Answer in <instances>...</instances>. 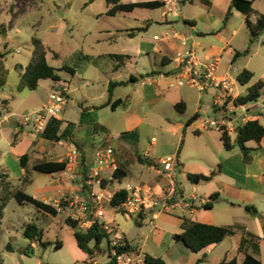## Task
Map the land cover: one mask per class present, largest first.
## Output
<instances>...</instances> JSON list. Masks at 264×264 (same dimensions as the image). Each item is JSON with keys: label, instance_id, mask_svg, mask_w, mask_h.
<instances>
[{"label": "crops", "instance_id": "1", "mask_svg": "<svg viewBox=\"0 0 264 264\" xmlns=\"http://www.w3.org/2000/svg\"><path fill=\"white\" fill-rule=\"evenodd\" d=\"M148 1L165 2L164 7L145 9L154 12L160 11L159 15L143 20L141 27L114 29L116 32L105 31L107 35L105 40L110 45L123 40L126 46L110 53L86 56L78 54L76 56L79 61H87L89 64L100 68L108 82L103 94L98 97L92 96L89 93L91 88L86 84L71 89V83L63 81L61 77L59 82L51 80L47 101L56 83H64L69 89L67 105L59 116V119L64 121L61 132L68 130L69 137L59 142L41 139L37 143L38 145L46 146V142L50 144L45 148L47 150L46 159L39 160L65 161L68 164L65 172L52 175L51 180L41 186L40 189L44 195L40 199L33 197L51 205L68 193L84 201H91V192L93 190L98 192L99 190L96 186L86 187L85 179L90 176L96 151L102 146H112L111 143L115 144L112 147L115 150L117 167L124 166L126 168L128 171L127 178L131 176L136 185L151 186L159 194L170 189L167 178L162 174V166L159 165L161 160L176 156L178 166L176 167L175 178L178 171L181 170L189 181L188 174H210L209 170L202 171L190 168L189 162L209 160L214 157L216 160L213 164H216L217 170L212 172H215V176L208 182L195 185L194 188V190L199 191L203 187L202 184H218L219 197L211 210H205L202 206L210 200L212 194L205 195L201 199H198L196 195L188 197L185 190H181L175 183L176 195L180 196L179 201L189 202L191 207L188 210L177 209V214H175L176 209L172 212L161 213L157 220L163 227L159 232L151 230L142 243H135L126 222L122 226L117 221L116 215L119 212L110 205L111 199L108 201L109 209H105V216L99 221L117 227L129 244L139 251L144 258L146 255H151L163 259L166 264L169 261L172 264H179L182 260H186L189 264H221L234 259L237 264H243L247 254L253 255L261 264H264V139L259 145L254 142L248 143V146L256 149L250 154V163L244 162V156L238 146L227 151L221 141V133L214 132L215 134L212 136V130H206V147L195 151L192 156L183 157L185 149L181 152V148L184 141L181 142L179 151L176 149L167 153L159 152L156 137L152 138L155 141L151 147L143 149V153H138L143 131L147 129L161 130L178 137L179 144L186 128H191L196 121L192 125L186 126L182 118L177 121L176 115L186 116L185 122H187L199 114L197 121L201 120L205 92H200L197 88L188 85L177 86L175 84L179 60L187 53L192 52L199 62L206 64L218 59L217 75H228L240 96L245 95L253 84L260 80L264 81V31L251 45L249 55L235 59L237 51L242 52L249 46L251 34L246 22L249 20L255 24L259 17L264 15V0H251L253 12L249 15H245L236 9L232 10L229 20L225 24L224 18L230 9L232 0H208L209 5L199 0H127L124 3ZM137 10L139 9L131 13L121 12L118 14H133ZM116 55L124 57L116 59L114 57ZM102 61H106V67L101 63ZM73 68L75 72L70 74L73 79H76L79 71L76 67ZM243 70L253 73L252 80L244 86L237 80L238 75ZM110 72L116 76L122 72L127 74H122L125 79H119L120 75L115 80H111L107 76ZM48 80H41L37 90L40 89L44 81ZM129 80L127 86H122H133L129 94L123 92L117 95L122 87L116 88L113 92L112 102L121 99L123 104L115 110L110 105H106L109 100V83L111 81ZM214 96L215 106L220 92L215 90ZM98 100H102L101 103ZM178 104H184L181 106V111L175 107ZM237 110L240 113H237ZM246 110L251 115L256 116L254 120L258 119L264 126V109L252 104L247 105ZM236 114L240 116L242 111L236 109ZM237 116H235L234 121H236ZM240 120L235 122L236 126L239 122V124L247 122ZM18 133V130H13V135H18ZM201 133L200 130L197 131L198 135ZM30 134L24 138L27 151L28 149L31 150L37 141L38 133L35 134L31 131ZM230 136L235 141L236 133H232ZM77 148L84 155L86 169L79 163ZM73 152H77V164H69V158L73 156ZM138 156L144 162L139 161ZM220 159L222 163H220ZM39 160L31 162L30 158L29 163L31 162L32 168ZM147 162H151L153 165H149ZM234 162H237V165L233 167ZM19 163L21 171L16 177L19 181L17 189H22L27 193L26 187L33 185L34 180L28 176L29 163L25 169L24 164L21 161ZM136 164L139 165V168L134 170ZM70 170L72 171V178L68 177ZM4 171L8 173L7 170ZM151 171H154L155 175ZM112 174L111 170H107L101 185L106 197L110 196L111 198L115 192L124 188L116 187V183L119 182L112 181ZM8 175L12 182L11 175L9 173ZM108 182L114 185L115 191L113 193L107 186ZM84 186L85 189H83ZM49 201H53V203ZM247 207L250 209L248 210ZM148 218L143 217L137 224L143 225L145 219ZM184 219L215 226L231 227L235 233L225 238L222 243L195 254L182 242L173 239L175 234L183 232ZM221 219L222 221H219ZM166 234L169 235L170 239L167 247L164 245ZM243 238L250 240L254 245L240 250V243ZM32 244L34 247L36 246L35 242ZM103 251L101 247L95 256ZM107 254L108 261L104 264H108L110 261L109 248ZM90 260V264H99L93 258ZM200 260H202L201 263H199ZM140 264H145V262Z\"/></svg>", "mask_w": 264, "mask_h": 264}, {"label": "rangeland", "instance_id": "2", "mask_svg": "<svg viewBox=\"0 0 264 264\" xmlns=\"http://www.w3.org/2000/svg\"><path fill=\"white\" fill-rule=\"evenodd\" d=\"M110 7L106 0H0V174L4 170L8 171L14 189H17L19 185L16 177L21 171L20 157L27 152L30 154L31 162L42 158L46 159L47 150L45 148L50 144L46 142V146L38 145L37 143L41 140L40 134L34 132L30 127L22 125L26 116L41 110L46 104L52 82L51 80L44 81L40 89L36 91L19 89L21 74L32 59L34 40L39 39L49 50L47 54L49 65L58 69L64 66L77 68L79 74L76 79H73L68 72H59L63 81L71 83V89L86 84L91 88L89 93L98 97L106 90L107 78L100 68L89 64L87 61H79L76 56L78 54L84 56L98 55L121 49L126 46V43L120 40L110 45L105 40L107 38L106 30L116 32L114 29L141 27L143 20L151 19L160 14V11L139 9L133 14H118L116 17H109L106 13ZM179 21L182 22L180 19ZM101 63L106 67V61ZM122 74L126 75L127 73L122 72L116 76L110 72L107 76L111 80H115L120 75L119 79H125ZM4 83L5 85L2 87L1 84ZM132 87L130 85L120 88L117 95L123 92L129 94ZM214 92L215 89L212 87L204 93L201 120L196 121L191 128H186L179 144L178 137L161 130L147 129L143 131L138 153H143V149L151 147L153 137H156L158 151L162 153L176 149L179 151L182 141L184 143L181 152L185 149L183 157L192 156L195 151L205 148L206 130L201 129L200 125L204 120L222 118V114L214 112ZM101 101L98 100L99 103ZM263 103L260 101L255 105L264 109ZM237 113L240 111L237 110ZM176 118L177 121L182 118L183 123L186 124V116L176 115ZM13 130H18V135H13ZM198 130L202 132L200 135L197 134ZM31 131L37 134V141L31 150L28 149L27 151L24 138L30 136ZM212 131L211 135L214 136V132L217 131ZM110 145L114 146L115 144L111 143ZM215 160L214 157H211L209 160H194L188 164L190 168L202 171L209 170L211 173L217 170L216 164H213ZM219 161L222 163L221 159ZM31 162L28 165V176L34 180V184L27 186L26 191L40 199L44 195L40 188L45 182L51 180L52 175L33 170ZM234 165H237V162L233 163V167ZM137 168H139L138 164L133 169L136 170ZM151 172L155 175L154 171ZM175 183L181 190H185L188 197L196 195L198 199L218 191L217 183L202 184L203 187L199 191L194 190L195 185L186 179L181 170L177 173ZM127 184L136 185V182L134 178L129 176L122 183H116V187H126ZM87 186L89 185L87 184ZM107 186L112 191L111 193L115 191L113 183L108 182ZM96 187L98 188V186ZM64 196L72 197L75 195L68 193ZM178 197L177 194L176 201ZM110 199L111 197L107 196L103 201L104 209H109L108 201ZM49 202L53 203V201ZM177 213L178 210L176 209L175 214ZM67 217L68 213H61L57 217L46 215L31 203L21 205L15 199H10L4 210V217L0 221L2 264H90L91 260L88 255L77 246L74 237L75 230L65 223ZM143 217L149 218L145 219L143 225L139 226L136 219L125 217L122 213L116 215L117 221L122 226L125 225V222L127 223L135 243L138 244L144 241L145 236L151 230L159 232L163 227L157 219L150 223L152 221L150 214H144ZM29 223H35L43 232L45 247L38 242H35L36 246L34 247L32 241L25 238L24 229ZM165 236L164 245L167 247L170 239L168 234ZM58 242L62 244L59 249L56 248ZM9 245L13 249L12 252L8 250ZM101 247L104 251L98 256H94L93 260L99 264H104L108 261V245L103 243ZM25 250L29 252V255H25ZM168 264H172V262L169 261ZM179 264L189 263L182 260Z\"/></svg>", "mask_w": 264, "mask_h": 264}, {"label": "trees", "instance_id": "3", "mask_svg": "<svg viewBox=\"0 0 264 264\" xmlns=\"http://www.w3.org/2000/svg\"><path fill=\"white\" fill-rule=\"evenodd\" d=\"M200 2L209 5L208 0H199ZM108 5H110L109 11L106 13L109 17H114L118 13L125 12L131 13L136 9H158L165 6L163 1H148V2H136V3H124L122 0H106ZM253 2L251 0H232L229 11L226 13L224 18V24L228 22L232 10L236 9L245 15H249L253 12ZM248 29L250 30L251 38L249 46L246 50L235 53V59L250 54V47L256 41L257 37L260 36L264 31V15H261L255 24H252L249 20L246 22ZM136 31V30H134ZM48 49L43 45L39 39L34 40V51L32 54L31 62L26 67L25 71L21 74L19 89H28L30 91H36L39 87L41 80H52L54 82H59L60 76L59 72L74 73L75 69L73 67L64 66L63 68H54L49 65L47 61ZM58 56V54H55ZM116 59H121L124 56L116 55ZM144 78V76H142ZM253 78V73L248 70H243L237 77L238 82L241 85H247ZM134 80V79H132ZM129 81H111L108 86L109 100L106 105H110L112 109L118 108L123 104V100L118 99L112 102L113 92L116 88L127 86ZM2 87L5 85L1 84ZM264 95V81L260 80L257 83L249 87L245 95H241L235 100V104L239 105H252L256 104L259 99ZM184 104L176 105V109L181 111V106ZM199 118V114H196L193 118L186 122V126L192 125ZM64 121L59 118H50L43 132L40 133V138L46 141L59 142L63 139L69 137V131L65 130L61 132V128ZM236 139L232 140V137L227 131L221 133V141L224 148L227 151L233 150L238 146L244 156V162L250 163L251 152L255 151V148L248 146V143L254 142L260 144L264 139V126L257 120H249L246 123L238 124L235 128ZM17 134H15L16 136ZM79 154V163L85 168L84 155L77 148ZM30 160L29 154H24L20 157V161L24 164V169L28 165ZM138 160L144 162L140 156ZM67 162L62 161H45L39 160L34 164L33 170L47 174L54 175L57 173L65 172L67 169ZM149 165H153L151 162H147ZM86 169V168H85ZM220 169V167H219ZM218 169V170H219ZM27 171V170H26ZM128 176V171L124 166H118L117 169L112 174V181H117L121 183ZM215 176V172L209 175L205 174H188L187 177L189 181L198 185L201 182H208ZM88 180L86 177L85 182ZM106 181V180H105ZM103 181V183L105 182ZM107 182V181H106ZM105 182V183H106ZM86 187H88L85 184ZM85 186L83 189H85ZM129 194L122 188L115 192L110 200V205L116 208L119 213L127 216L130 219H136L139 223L143 219V214L139 216H131L126 214L124 211L120 210L119 207L124 203ZM219 193H214L210 196V200L206 202L202 207L205 210H211L214 203L218 200ZM10 199H15L19 204L24 205L26 203H31L37 207L40 211L47 215L57 217L60 213L57 211L56 207L51 204L44 203L32 195L27 194L22 189H14L12 182L9 179L7 172L0 174V221L4 217V210L8 205ZM249 210L250 207H247ZM150 218L153 212L149 213ZM152 219V218H151ZM65 223L75 230L74 237L78 248L92 259L97 252L100 251L101 245L107 243L108 248L110 244V234L104 229L103 224L95 222L89 229L82 230L80 224L71 218H66ZM183 232L180 234H175L173 239L177 242H182L192 253L198 254L205 249L214 247L224 241L225 238L234 235L235 231L231 227H221L205 223H200L196 221H191L184 219L182 224ZM25 238L32 242H38L41 246L45 247L46 243L43 242V233L35 223H29L24 229ZM126 240V239H125ZM254 245L250 240L243 238L240 243V250H244L248 246ZM62 247L61 242H58L56 248ZM8 250L12 252L11 245L8 246ZM129 251H136L129 242L126 240V246L120 249V253H125ZM25 255H29L27 250L24 251ZM110 257V255H109ZM145 264H166L161 258L153 257L151 255H146ZM202 260L199 261L201 263ZM0 264H2V259L0 257ZM221 264H237L236 260H231L229 262H222ZM243 264H261V262L256 259L253 255L247 254Z\"/></svg>", "mask_w": 264, "mask_h": 264}, {"label": "built area", "instance_id": "4", "mask_svg": "<svg viewBox=\"0 0 264 264\" xmlns=\"http://www.w3.org/2000/svg\"><path fill=\"white\" fill-rule=\"evenodd\" d=\"M218 59L211 63L199 62L192 52L186 54L179 60L178 72L175 76V84L177 86H191L197 88L200 92H207L208 89L214 88L220 92V96L216 99L214 112L222 114L221 119L204 120L200 125L203 130H215L219 133L227 131L229 135L235 133L238 119L241 122L254 120L256 116L247 112V105L237 106L234 102L240 95L233 87L228 75L218 76ZM173 86V85H172ZM69 99V89L64 83H56L49 95L47 103L41 110L31 113L24 118L22 125L30 127L34 132L40 134L44 131L50 118H59L67 105ZM260 101L264 102L262 96ZM264 106V103H263ZM236 109L242 111V115L237 116ZM236 117V121L235 120ZM240 123V122H239ZM237 123V125L239 124ZM155 141L154 139L152 142ZM77 152H73V156L69 158V164H77ZM79 156V154H78ZM162 166V174L167 178L170 189L162 194L155 192L154 188L147 185H130L127 184L124 189L128 192L127 200L119 207L120 210L131 216H139L141 214L151 215L152 221H156L161 213L172 212L175 209L188 210L191 205L189 202H181L180 196L176 201L175 190V171L178 166L176 156H170L160 161ZM117 169V161L115 150L112 146H102L95 153L93 166L91 167L90 176L87 184L91 187L98 186V192H91V201H84L76 196H62L54 202L57 211L68 213V217L80 224L82 230L89 229L95 222L101 223L100 218L105 216L103 201L106 198L101 185L104 174L107 170L113 173ZM71 170L68 177L72 178ZM119 191V190H118ZM67 217V218H68ZM104 229L110 234L108 264H140L145 258L139 251H129L120 253V249L126 246L125 237L117 227H113L107 223H101Z\"/></svg>", "mask_w": 264, "mask_h": 264}]
</instances>
